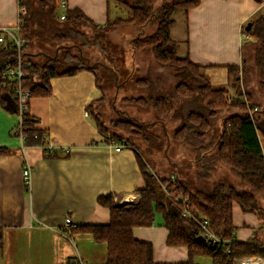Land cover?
<instances>
[{
    "label": "trees",
    "instance_id": "obj_1",
    "mask_svg": "<svg viewBox=\"0 0 264 264\" xmlns=\"http://www.w3.org/2000/svg\"><path fill=\"white\" fill-rule=\"evenodd\" d=\"M117 1L131 10V17L117 18L97 29L79 9H67L65 20H60L55 0H18L19 6L26 9L19 18L20 35L25 41L23 57L28 63L22 84L29 91L30 100L50 97L52 78L92 72L103 97L91 102L87 113L106 144L113 139L126 149L134 150L144 181V188L136 191L135 203L118 204L112 194L99 197L98 203L110 211L109 224H83L77 229L90 232L95 241L107 244L105 264H158L154 261L153 244L139 241L133 235L134 228L153 226L157 215L162 216L169 232L167 245L188 250L189 262L177 264H196L197 256H208L213 264H237L253 256L264 259V218L254 237L242 242L235 240L233 215L234 203L244 213L264 212V16L252 21L249 31L244 28L250 39L242 44L240 66H200L188 55H178L179 43L172 38L171 29L175 15L186 16L201 0H161L159 5V0ZM45 7L47 19L59 24L52 37L45 41L47 46H40L43 37L40 38L37 27L39 18L43 17L40 12ZM149 24H156V30L142 36ZM125 26H133L138 31V36L130 42L134 55L141 51L150 53L161 68L171 71L173 83L164 72L148 70L137 75L135 63L132 72L123 76L116 66L117 57L108 60L110 50L105 40L114 30ZM83 27L91 30L92 38L81 30ZM90 48L100 54L102 61L91 62L85 53ZM30 53L42 58L37 60ZM16 62V47L4 45L0 49V104L12 114L19 113L15 85L3 79L1 72L15 66ZM213 68L226 70L228 86L236 89L237 99L228 98L227 87L213 86L206 73ZM101 75L108 81H116V77H124V83L134 80L142 94L124 97L125 105L151 110L158 121L168 117L178 121L172 141L189 151L190 158L184 160L183 165L171 166L166 175L154 170L148 156L163 148L165 138L153 132L151 124L125 113H118L109 124L105 123L101 107L106 96L100 83ZM254 108L258 110L251 114ZM37 123L38 119L28 111L22 115L24 146L42 147L45 158H55L56 154L50 153L46 145V132L36 128ZM10 153L9 149L0 147V157ZM221 166L235 174L236 185L224 178H214ZM185 212L189 216L184 215ZM203 218L210 221V230L216 238L226 242L198 240L203 232L200 225Z\"/></svg>",
    "mask_w": 264,
    "mask_h": 264
},
{
    "label": "crops",
    "instance_id": "obj_2",
    "mask_svg": "<svg viewBox=\"0 0 264 264\" xmlns=\"http://www.w3.org/2000/svg\"><path fill=\"white\" fill-rule=\"evenodd\" d=\"M66 1L67 9L81 10L97 29L119 18L113 17V11L117 15L123 10L117 0ZM263 4L264 0H201L186 16L182 14L185 28L177 41L178 51L200 66H240L242 44L250 39L244 28L261 17ZM130 12H125L123 19L130 18ZM21 13L18 0H0V26H16ZM125 27L127 45L138 31ZM29 55L42 58L37 53ZM207 71L226 73L223 68ZM50 85L52 95L32 98L27 111L38 119L36 128L46 132V145L55 158H45L42 147H25L14 134L20 115L7 112L0 104V147L11 152L0 157V264H105L107 244L77 228L109 224V209L98 203L101 196L112 194L118 204L136 202V191L144 188L140 167L133 149H110L88 115L90 103L103 97L92 72L52 78ZM26 160L32 167L29 191L22 177ZM167 161L168 167L183 165L174 157ZM214 178L238 182L223 166ZM233 215L235 240L245 242L254 237L260 219L244 213L237 203ZM67 217L72 218L75 228H65ZM168 234L161 215L156 216L153 226L133 230L135 239L153 244L156 263L189 262L185 247L167 245Z\"/></svg>",
    "mask_w": 264,
    "mask_h": 264
},
{
    "label": "rangeland",
    "instance_id": "obj_3",
    "mask_svg": "<svg viewBox=\"0 0 264 264\" xmlns=\"http://www.w3.org/2000/svg\"><path fill=\"white\" fill-rule=\"evenodd\" d=\"M161 3V0L157 3L159 5ZM120 7L123 8L122 12H118V14H114L113 11V17H127L125 12H129L130 10L127 9V7H124L120 4ZM22 14L26 13V9L22 7ZM114 9V8H113ZM47 7L44 8V10H41V14H43V17L39 18V26L37 27V31L40 35V38H42L41 44L47 46V42H45L47 39L52 37L53 33L55 32L56 27L59 23H53L52 21L47 19L48 13H47ZM63 9L57 8L56 15L59 17ZM131 13V12H130ZM129 13V14H130ZM183 13H179L174 16V20L176 23L171 29V32H173V39L176 41L180 40L181 34L183 33V30L185 28L184 19L182 16ZM49 17V16H48ZM52 22V23H51ZM42 24V26H41ZM133 27V26H132ZM82 31L87 32V37L92 38V32L89 30V28H81ZM156 30V24H149L144 29V34L142 36L150 35ZM128 31L126 27H120L116 30H114L112 33H110L105 40V46L108 47L110 50V56L108 60H111L115 57H117V68L119 72L123 76H127V74L132 72L134 63L137 66V75H142L143 73H146L148 70L152 72H164V74L168 77L169 82L173 83L174 79L171 76V71L166 68H161L153 59L152 55L150 53H145L144 51L139 52L137 56L134 54V50L130 44L126 45V41L128 39ZM122 35V37H121ZM138 36V34H136ZM135 36V37H136ZM127 38V39H126ZM44 42V43H42ZM183 46V45H182ZM185 46V45H184ZM57 46H54V49ZM54 49L52 51H54ZM86 55L89 56L92 63H97L102 61L103 58L100 57V54L93 48L86 50ZM178 55L182 56V53L178 51ZM212 81V84L216 88L220 87H227L230 99H237L236 97V89H231L230 86H228L227 82V75L224 71H212L206 72ZM125 78L120 77L118 80L113 81L110 79V81L106 80L104 76H100V83L103 87L104 94L106 96V101L102 105V113L104 116V121L106 124H109L110 121L114 118H116L119 114L118 113H125L127 115H130L133 118H136L142 123L145 124H151L153 126V132H157L158 134H161L165 138V144L163 148L154 150L152 154H150L149 160L151 159L152 166L154 167L155 171H158L159 173H162L166 175L167 170H169L170 167H168V157H174L176 160L182 161V164L184 163V160L190 158V154H188V149L184 145L177 143L175 141H172V133L173 130L176 128L178 121L172 120L170 117L163 121H158V118L154 115V113L151 110H143L137 106H129L125 105L122 102V99L124 97H130V96H138L142 94V92L135 86L134 80L126 81L124 83ZM254 85V84H253ZM242 86V85H241ZM256 86V85H254ZM232 87V86H231ZM230 88V89H229ZM243 92V90H242ZM263 98V97H262ZM242 99H245V97H242ZM164 125L166 127V130H164ZM168 144L169 145L168 147ZM142 151V149H140ZM165 171V172H164ZM188 173V172H187ZM186 173V174H187ZM188 173L187 175H189ZM193 173H191L192 175ZM194 177V175H192ZM227 178V177H226ZM228 179V178H227ZM229 180V179H228ZM235 185L237 184V181L230 180ZM260 219V225H262V219L264 218V212L258 213L255 215ZM194 262L196 264H213L212 259L208 256H197L194 258ZM238 264V263H237Z\"/></svg>",
    "mask_w": 264,
    "mask_h": 264
},
{
    "label": "built area",
    "instance_id": "obj_4",
    "mask_svg": "<svg viewBox=\"0 0 264 264\" xmlns=\"http://www.w3.org/2000/svg\"><path fill=\"white\" fill-rule=\"evenodd\" d=\"M55 1L58 5V8L63 9L62 11L63 13L60 16V20H65V11L68 8L67 1L66 0H55ZM261 16H264V4L261 10ZM244 38H247V36L245 35ZM6 44H13L16 47L17 62L15 66H11V67H8L2 70L1 76L3 79L11 80L15 85V96L18 100V108H19L18 115H20L21 117V123L14 130V134L16 136H19L22 140H24L22 136V131H21L22 115L28 110L30 94H29V91L23 88V84H22L23 79L27 76L25 70L28 68V63L23 57L22 48L25 44V41L20 35V23H18L16 26H13V27L0 26V49ZM1 86L2 84L0 83V87ZM228 98H230V95H228ZM257 110H258L257 108H254L253 111H251V114ZM107 146L110 149H113L114 151H118V152L126 149V147L123 144H118L113 139H109ZM22 177H23L24 186L26 190L29 191L31 187V181H32V167L27 160L25 161L24 166H23ZM162 189L169 196V193L166 187L162 186ZM131 203H135V201ZM184 215L189 216V213L185 212ZM200 225L203 229L202 236L205 238V240L215 242L216 244H219L220 242H226V241L219 240L212 233L209 227L210 221L207 218H203ZM75 227H76V224L74 223L72 218L67 217L65 220V228L71 229ZM238 264H264V259L257 257V256L246 257L240 260Z\"/></svg>",
    "mask_w": 264,
    "mask_h": 264
},
{
    "label": "water",
    "instance_id": "obj_5",
    "mask_svg": "<svg viewBox=\"0 0 264 264\" xmlns=\"http://www.w3.org/2000/svg\"><path fill=\"white\" fill-rule=\"evenodd\" d=\"M251 28V23H248L247 26L245 27L246 31H249ZM116 79L118 80V77H116ZM198 240H200L201 242L205 241V238L203 236L199 237Z\"/></svg>",
    "mask_w": 264,
    "mask_h": 264
}]
</instances>
